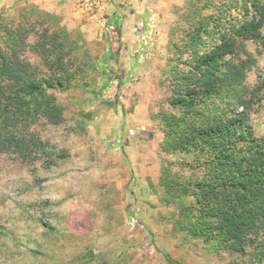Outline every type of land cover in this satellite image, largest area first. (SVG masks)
<instances>
[{"label": "rangeland", "instance_id": "1", "mask_svg": "<svg viewBox=\"0 0 264 264\" xmlns=\"http://www.w3.org/2000/svg\"><path fill=\"white\" fill-rule=\"evenodd\" d=\"M205 3L164 0L139 15L137 37L129 41L121 26L93 28L88 39L89 30L60 19L80 43L82 68L48 90L63 119L39 116L30 124L47 143L44 151L31 148L29 136L15 150H8L17 145L9 140L0 149V264H264V232L242 251L222 248L213 236L192 237L183 198L160 182L164 167L178 180L197 175L181 163L190 157L162 152L167 130L159 113L167 107L175 43L187 27L183 13L189 6L207 13ZM34 6L0 0L3 54L2 21ZM36 41L31 34L23 56L44 73ZM246 46L229 58L254 89L249 122L264 136V26Z\"/></svg>", "mask_w": 264, "mask_h": 264}, {"label": "trees", "instance_id": "2", "mask_svg": "<svg viewBox=\"0 0 264 264\" xmlns=\"http://www.w3.org/2000/svg\"><path fill=\"white\" fill-rule=\"evenodd\" d=\"M203 6L207 13L191 6L183 13L187 27L182 42L175 43L167 107L159 113L167 130L162 152L190 157L181 163L197 169V175L178 180L164 167L160 182L166 192L183 198L180 211L189 235L213 236L222 248L242 251L264 232V136H257L249 122L254 89L229 57L260 38L264 2L206 0ZM60 19L34 6L30 14L1 23L6 53L0 50V149L9 140L17 145L8 150H15L29 136L31 148L44 151L47 143L30 124L39 116L54 123L63 119L48 90L79 74L82 66L80 43ZM33 33L44 73L23 56Z\"/></svg>", "mask_w": 264, "mask_h": 264}, {"label": "crops", "instance_id": "3", "mask_svg": "<svg viewBox=\"0 0 264 264\" xmlns=\"http://www.w3.org/2000/svg\"><path fill=\"white\" fill-rule=\"evenodd\" d=\"M41 8L48 10L60 18L68 26L80 27L88 32V39H92V29L101 25H114L122 27L124 38L134 40L136 35V22L139 15L145 11L161 7L164 0H97L93 10L88 11L84 2L80 0H32ZM106 39L112 40L110 31H106Z\"/></svg>", "mask_w": 264, "mask_h": 264}, {"label": "built area", "instance_id": "4", "mask_svg": "<svg viewBox=\"0 0 264 264\" xmlns=\"http://www.w3.org/2000/svg\"><path fill=\"white\" fill-rule=\"evenodd\" d=\"M84 2L85 7L89 10H93V8L97 5V0H81Z\"/></svg>", "mask_w": 264, "mask_h": 264}]
</instances>
